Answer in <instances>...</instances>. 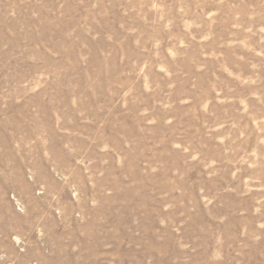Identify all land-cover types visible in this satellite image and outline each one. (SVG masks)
<instances>
[{"label":"rangeland","instance_id":"rangeland-1","mask_svg":"<svg viewBox=\"0 0 264 264\" xmlns=\"http://www.w3.org/2000/svg\"><path fill=\"white\" fill-rule=\"evenodd\" d=\"M0 264H264V0H0Z\"/></svg>","mask_w":264,"mask_h":264}]
</instances>
